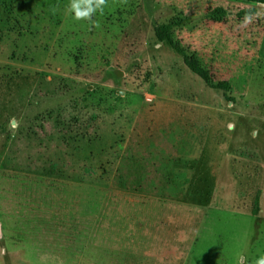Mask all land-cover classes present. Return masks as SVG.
<instances>
[{
    "label": "rangeland",
    "instance_id": "1",
    "mask_svg": "<svg viewBox=\"0 0 264 264\" xmlns=\"http://www.w3.org/2000/svg\"><path fill=\"white\" fill-rule=\"evenodd\" d=\"M70 2L0 0V264L264 261V5Z\"/></svg>",
    "mask_w": 264,
    "mask_h": 264
},
{
    "label": "clouds",
    "instance_id": "2",
    "mask_svg": "<svg viewBox=\"0 0 264 264\" xmlns=\"http://www.w3.org/2000/svg\"><path fill=\"white\" fill-rule=\"evenodd\" d=\"M123 3H127V0H122ZM107 4V0H71L70 5L67 8L68 12L73 13V19L75 21H88L93 27H100L97 21H94L92 17L99 12L101 15L104 13V8ZM258 264H264V261L258 262Z\"/></svg>",
    "mask_w": 264,
    "mask_h": 264
},
{
    "label": "water",
    "instance_id": "3",
    "mask_svg": "<svg viewBox=\"0 0 264 264\" xmlns=\"http://www.w3.org/2000/svg\"><path fill=\"white\" fill-rule=\"evenodd\" d=\"M154 1L155 0H145V9L147 10L148 14L150 15L152 19H154V12L157 8V5L155 4ZM14 126H15V121L12 122V124L10 125V128ZM0 235H1V224H0Z\"/></svg>",
    "mask_w": 264,
    "mask_h": 264
},
{
    "label": "trees",
    "instance_id": "4",
    "mask_svg": "<svg viewBox=\"0 0 264 264\" xmlns=\"http://www.w3.org/2000/svg\"><path fill=\"white\" fill-rule=\"evenodd\" d=\"M241 1H244V2H248V3H257V4H263L264 5V0H241ZM175 50H176V53L179 55V56H183L184 55V53H183V51L181 50V49H179V48H175ZM195 69H197V67L196 66H193ZM198 70V69H197ZM112 199V195H111V197H110V200ZM110 202V201H109ZM123 203V201H122V199H120V203H117L118 205H120V204H122ZM125 203H126V205H127V207H128V209L130 208L129 207V202L128 201H125ZM117 205V206H118Z\"/></svg>",
    "mask_w": 264,
    "mask_h": 264
}]
</instances>
